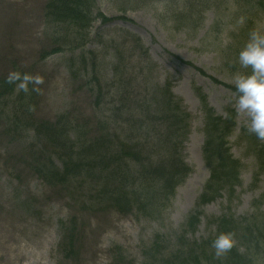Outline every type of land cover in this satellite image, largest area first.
Here are the masks:
<instances>
[{
  "label": "rangeland",
  "instance_id": "rangeland-1",
  "mask_svg": "<svg viewBox=\"0 0 264 264\" xmlns=\"http://www.w3.org/2000/svg\"><path fill=\"white\" fill-rule=\"evenodd\" d=\"M48 1L0 0V264H161L151 254L172 256L195 213L201 219L186 235L189 245L206 241L216 230L211 222L224 217L242 221L255 214L264 221V176L257 181L256 160L240 140L247 116L233 106L234 76L251 72L240 66L239 49L253 30L264 31V13L234 0H95L86 44L72 48L70 31L45 20ZM187 3L195 8L189 23ZM246 21L254 27L240 41ZM12 71L42 76L40 91L7 89ZM166 83L191 116L181 153L192 172L157 215L106 207L93 180L84 176L49 184L39 176L38 162L53 155L47 167L61 170L59 151L46 147L35 129L12 132L13 121L20 128L71 123L80 128L83 142L115 132L148 155L163 145L165 130L157 123L138 128L153 121L155 86ZM204 103L220 117L235 111L230 147L242 169L233 193L224 190L199 207L210 177L202 152ZM142 171L150 172L133 165V172ZM68 234L73 246L65 243ZM260 244L259 264H264V240Z\"/></svg>",
  "mask_w": 264,
  "mask_h": 264
},
{
  "label": "trees",
  "instance_id": "trees-1",
  "mask_svg": "<svg viewBox=\"0 0 264 264\" xmlns=\"http://www.w3.org/2000/svg\"><path fill=\"white\" fill-rule=\"evenodd\" d=\"M94 2L95 0H49L45 7V20L52 27H64L70 31L72 48L83 47L93 22ZM234 2L241 8L250 7L256 13H264V0ZM189 8L192 12V7ZM187 19L190 20V17L187 16ZM253 27L254 23L246 21L243 33L239 35L240 41H246V33ZM237 38L232 35L233 40ZM5 85L7 89L15 90V85ZM155 89L158 101L156 108L150 113L153 121L146 119L138 129L157 123L165 133L160 135L164 138L161 141L163 145L154 146L148 155H143V149L133 144L130 137L123 138L115 132L106 133L93 142H83L81 139L84 136L79 137L80 128L71 123L58 122L41 126L31 123L25 124V128H20V125L13 121L12 132L20 135V132L27 129H35L38 139L43 140L46 147L50 146L59 151V157L64 163L61 170L55 169L54 166L53 169L47 167V162L52 164L53 155L42 156L38 162L37 172L49 184H65L79 176L91 178L95 185H100L97 195L100 202H106L107 207L122 213L136 209L157 215L166 208L176 188L191 173L181 156L182 144L189 134L191 116L171 94L170 84L155 86ZM5 109H10L9 105H6ZM203 113V158L211 175L205 185L200 205L215 201L224 190L233 193L234 188L240 184L242 168L239 161L233 159L228 142L236 127L234 112H230L228 118L223 119L216 116L204 103ZM261 141L257 136L248 138L249 154L255 155L259 168L256 178L264 174V144ZM76 149L79 150L78 158H73L71 154ZM158 159L161 161L156 165ZM146 164H150V168ZM133 165L148 168L150 172L142 171L137 174L133 172ZM168 169L172 174L165 173ZM254 209L259 210L260 207L254 205ZM199 217L195 214L188 221L180 235V244L172 256L161 259L152 253L155 254H151L154 261L161 264H259L262 256L259 253L260 243L264 240V221H260L258 215L253 214L242 221L232 217L216 220L212 223L216 225L214 234L206 241L189 245L185 241L186 235L195 231ZM224 232L233 233L236 244L224 256L217 257L212 242L217 235ZM242 249L245 254L241 253Z\"/></svg>",
  "mask_w": 264,
  "mask_h": 264
},
{
  "label": "clouds",
  "instance_id": "clouds-1",
  "mask_svg": "<svg viewBox=\"0 0 264 264\" xmlns=\"http://www.w3.org/2000/svg\"><path fill=\"white\" fill-rule=\"evenodd\" d=\"M243 22V21H241ZM238 62L242 68L251 69L250 73H238L234 76L236 96L233 106L237 113L247 116L245 127L250 133L264 140V31L253 30L249 39L240 50ZM7 82L15 85L16 91L28 93L30 90L39 92L43 77L20 71H12ZM236 244L234 234L220 233L212 242L217 257L224 256Z\"/></svg>",
  "mask_w": 264,
  "mask_h": 264
}]
</instances>
